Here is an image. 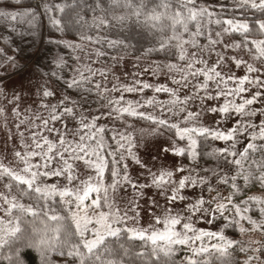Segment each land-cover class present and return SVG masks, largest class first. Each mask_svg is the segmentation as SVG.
Segmentation results:
<instances>
[{"label": "snow or ice", "instance_id": "1", "mask_svg": "<svg viewBox=\"0 0 264 264\" xmlns=\"http://www.w3.org/2000/svg\"><path fill=\"white\" fill-rule=\"evenodd\" d=\"M237 7L256 18L249 21L234 14L221 18L197 0H109L107 8L98 0L95 8L110 19L95 17L93 23L98 21L97 26L109 28L120 25L121 31L126 22L141 28L136 43L148 37L154 41L143 54L164 52L175 61L156 65L153 75L157 70L166 71L175 87L140 80L120 84L116 77L117 83L109 88V70L93 67L100 57L108 55L106 51L85 52L89 59L93 54L96 57L90 63H79L81 57H75L78 66L64 84L76 90L80 99L64 95L56 104L42 103L47 117H26L16 126L19 129L28 124L30 136L18 132L20 144L19 149L13 146L14 160L5 164L6 157H0V262L23 264L21 254L26 249L36 251L40 264H59L53 255L61 257L62 264H211L209 254L213 252L219 254L216 258L220 264H232L233 253H247L249 249L242 241L230 238L226 231L231 229L241 236L249 231L264 232V196L240 199L252 187L264 189V109L253 107L257 102L264 103V0H237ZM116 9L124 11L117 14ZM28 15V23L34 26L35 14ZM50 22L61 32L72 27L71 21L62 23L51 18ZM213 24L219 26L214 34ZM201 37L206 43L200 42ZM79 38L106 45L117 53L127 54L129 48L136 47L130 43L135 39L132 36L93 38L80 32ZM56 43L84 52L80 43ZM238 51L247 52L259 66L237 58ZM123 59L124 55L111 56L113 67ZM232 65L243 68L245 74L237 76ZM64 66V62L56 65ZM52 76L61 79L56 72ZM97 76L101 80L94 82ZM253 88L256 91L246 96ZM148 89L153 92L151 97L144 96ZM93 90L105 101L95 111L84 107L88 103L85 94ZM115 93L119 96L112 95ZM126 93H139L141 99H126ZM159 93L167 94L168 99H158ZM54 94L47 87L42 90L43 99ZM20 100L21 96L14 93L10 101L16 104L12 115L17 118L21 115ZM193 105L196 110H192ZM208 114L217 117L214 127L202 122ZM0 116H5L3 108ZM257 116L259 123L255 122ZM129 119L149 123L150 131L141 129L142 134H172L171 146L163 151L190 163L198 162L201 156V138L223 141L224 147L205 154L217 161V168L201 169L204 175L196 167L184 165L153 171L137 153L133 131L107 127L110 120L124 122L130 129L133 125L127 124ZM230 120L234 123L225 129ZM241 137L247 143L238 151ZM129 161L144 169L146 175L133 177ZM221 161L230 166L229 170L220 167ZM220 186L231 189L227 196L222 195ZM196 188L200 194L195 199L186 195L187 190ZM205 188L216 195L205 199ZM129 189L130 198L119 196ZM157 196L165 203L161 204ZM145 208L153 221L147 227L141 225ZM157 209H162V214L157 215ZM201 223L215 225L216 230L199 227ZM253 243L258 245L251 249L256 255L243 264L253 259L264 264V244ZM180 252L184 255L177 260Z\"/></svg>", "mask_w": 264, "mask_h": 264}, {"label": "rangeland", "instance_id": "2", "mask_svg": "<svg viewBox=\"0 0 264 264\" xmlns=\"http://www.w3.org/2000/svg\"><path fill=\"white\" fill-rule=\"evenodd\" d=\"M32 1L34 5L30 4V0H0V13L8 14L7 16H0V88H3L5 93V95L0 96V108L5 110L6 116V118L5 116H0V157H6V159H4L5 164L14 160L12 155L13 146L15 145L17 149H19L20 139L18 132H24L25 137L30 136V131L26 130L29 127L28 124L20 125L19 129H17L16 126L20 124L21 119H25L27 117L29 120H32L35 119L37 115L47 117L48 113L41 107V104H56L64 95H68L71 99H80V95L76 92V90L67 89L66 85L64 84V80L70 79L74 74L73 69L78 66V62L75 60V57H81L79 63H90L91 60H96L94 54L91 55L90 59L84 55L85 52L94 53L96 48L91 45H86L90 43L81 41L72 42L82 44L84 52L79 50L74 52L72 49L66 48L60 44V47L55 46L54 50H51L50 48V51L43 52L39 55L41 47H36L35 45L38 42V26L41 22L42 29L43 22L39 5L40 0ZM29 13H34L36 16L34 26L28 23L29 19L31 18L30 15H28ZM12 16H15L16 19L13 20ZM215 31L217 30H212L213 34ZM60 40H66V38L57 36L56 34V37L52 38L51 44L58 45L59 43H56V41ZM225 41L230 42L228 37H225ZM200 42L203 44L206 43V40H200ZM67 49L71 50L73 53V55L69 58L73 63L70 73L66 75ZM229 54L232 53L230 52ZM236 55L237 58L243 57L250 63H254L256 66H259V64L252 60L245 51H238ZM9 57H11V59H8ZM137 58L138 57L124 56L123 61H121L119 64H116L115 67H113L114 62L112 60L104 62L99 58V62L93 64V67L109 70L107 79V87L109 88H111L114 83H117L116 77L119 78L120 84H132L134 80H140L152 85L165 84L169 87H175L171 84L169 74L166 71L157 70L156 75H153L152 71L156 65H161L162 67L164 64L170 61L161 62L144 57H139V59ZM58 62H64L65 66L63 68H57L56 65ZM171 62L175 61L171 60ZM232 67L237 76H243L245 74L243 68L236 69L235 65H232ZM145 69H148V71H145ZM53 72H56L57 75L61 77V79L57 80L56 77L52 76ZM97 80H101V78L99 76L95 77L94 82ZM44 87H47L49 90H54L55 94L52 97L43 99L42 90ZM255 91L256 89L253 88L245 95L250 96L252 92ZM14 93H18L21 96V100L19 102V110L21 115L18 118L12 115V108L15 107L16 104L10 103V101L13 99ZM112 95L119 96V93ZM152 95L153 92L150 89L145 90V97H151ZM183 95L184 92H181V96ZM85 96L87 97L88 103L84 105V107L91 108L93 111L98 109L100 104L105 103L104 100L95 95V90H93L91 94L86 93ZM125 96L126 99H141L139 93H126ZM157 98L163 101L167 100L168 96L165 93H159L157 94ZM208 103L214 104L215 102L210 101ZM220 103H223V100H221ZM253 107L257 109H264V103L257 102V104L253 105ZM145 110L151 111V109ZM192 110H196L195 105L192 106ZM156 114H159L158 110ZM216 118L217 117L213 116L212 114H208L202 118V122L206 126L214 127ZM259 120L260 117L257 116L255 118V122L259 123ZM35 123L39 124L40 121L36 120ZM233 123L234 121H228L224 125L225 129L231 127ZM127 124H132L133 127L130 129L126 128V123L121 121H116L115 123L110 120L107 121V127L110 129L115 127L119 130L133 131L138 145L137 153L145 162V164L149 168H152L153 171H158L162 166L164 168L174 170L175 167L184 165L189 168L196 167L197 171L200 172L201 175H204V173L200 171L201 169L217 168V161L210 159L208 156H206L203 161L201 158H199L198 162L190 163L185 158L173 156L171 152H164V148L171 146L172 134L166 131L163 132V134L155 136L148 135L147 133L142 134L140 131L141 129H148L150 131L151 126L148 122L129 119ZM10 135L12 139H9ZM110 135L111 133H109V136ZM28 142L30 143L31 141L29 140ZM208 142L210 143L209 152H211L214 148H222L225 146L223 141H205V143ZM246 143L247 139L245 137H241L237 144V150H242ZM129 164L133 177H144L146 175L144 169H140L138 166L132 165L130 161ZM220 167L227 171L229 170L230 166L224 165L221 161ZM179 175L180 174H177V178H179ZM212 183L215 184L214 178ZM0 190H2V186H0ZM219 190L224 196H227L231 191L226 188V186H220ZM199 194V188H196L194 191L191 189L186 191V195L192 199H195ZM125 195L130 198L132 195L131 189H129L127 193L121 191L119 194L120 197ZM148 195L151 196L152 192L149 191ZM203 195L205 199H208L210 195L215 196L216 192L209 194L205 188ZM249 195L264 196V189L255 188L248 192L246 197ZM156 199L161 204L165 203V201L159 196H157ZM117 202L120 203L121 207H123V201H121L119 197ZM144 203V201H141L142 205ZM177 207H182V205H177ZM162 211V209H157V215L162 214ZM254 218L258 217L254 216ZM151 222L153 221L148 214V210L146 208L143 209L141 212V225L147 227ZM198 226L210 230H216L217 227L215 225H207L203 223L199 224ZM246 227L250 226L246 225ZM235 239L241 240L243 246L249 249L247 253L239 252L238 264H243V262L249 256L256 255L251 251L252 248L258 247L256 243H253L254 241H259L261 244H264V232L249 231L243 236L239 234ZM261 259L264 260V256H262ZM250 264H259V262L253 259Z\"/></svg>", "mask_w": 264, "mask_h": 264}, {"label": "trees", "instance_id": "3", "mask_svg": "<svg viewBox=\"0 0 264 264\" xmlns=\"http://www.w3.org/2000/svg\"><path fill=\"white\" fill-rule=\"evenodd\" d=\"M98 0H40V9H41V17L43 22V27L41 29V22L38 26V42L35 45L36 47H41L39 55L43 52H48L51 50H54L55 46L51 44L52 38L57 36L65 37L68 41H81L79 38V33L83 32L85 35H90L93 38L96 37H108L109 39H115L118 36L120 38H123L124 36H132L135 37V39H132L130 43L133 45H136L135 48H129L127 54L120 52L117 53L116 50L113 49H107L106 45L103 44H86L94 46L96 49L104 50L108 53L107 56L100 57V59L104 62L111 60V56L113 55H124L129 57H144L151 60L161 61V62H167L171 61L172 58L170 56H167L164 52H152L151 54H143V50L147 47H151L154 43L151 37H148L147 40H142L140 44L136 43V40L139 39L137 36V33H141L142 29L137 27L134 23H128L126 22L123 26V31H121L120 25H116L114 27H105L103 25L97 26L98 21L96 24L93 23L95 17H101L104 16L105 19H110V16L106 15L105 13L101 12L99 9H96L95 6L97 4ZM99 2L102 4L103 7L107 8L109 4V0H99ZM198 4H202L204 6L209 7L210 10H213L215 13H217L221 18H231V16L234 14L236 18L238 19H248L249 21H253L256 17L252 15L251 12H246L243 9H240L237 7V0H197ZM30 4L34 5L33 1L30 0ZM59 5L60 7H63L64 11L60 12L58 8L56 7ZM50 9L47 10L46 9ZM95 9V10H94ZM123 9H116L117 14H120L123 12ZM256 16H259V13L256 14ZM80 17H83V19H80ZM51 18H57L61 19L62 23L71 21L72 27L69 29H66L65 31L61 32L58 31L52 24H51ZM79 21V23H77ZM40 27V29H39ZM212 30H219V26L213 24L211 26ZM56 33V34H55ZM42 36V37H41ZM239 39V37H236ZM259 38V37H257ZM41 40V41H40ZM201 41L206 40L205 37L200 38ZM82 42V41H81ZM87 42V41H83ZM89 43V42H87ZM158 47V45H156ZM73 53L71 50L67 49L66 54V62H67V68H66V75L70 73L71 67H72V61L69 59L70 56H72ZM79 94V93H78ZM210 143H205V141L201 138L200 141V148L199 151L201 152V160L203 161L207 155L206 153H209ZM259 154H257L258 158ZM228 188V187H226ZM255 188H260L259 185L256 187H252L250 191H252ZM231 190L230 188H228ZM261 189V188H260ZM250 191H247L243 193L240 197V199H243L246 197V194ZM226 234L230 238H236L238 237L239 233L237 231H233L231 229L226 231ZM184 255L183 252L178 253L176 259L179 260ZM219 254L218 253H210L209 259L211 264H220V261L216 258ZM238 257L239 252L233 253L232 256V264H238ZM21 258L23 260V264H40L39 256L33 249H26L21 254ZM52 259L54 261L59 262V264H62V258L53 255ZM201 260L204 259V257L200 258ZM0 264H4V262H0Z\"/></svg>", "mask_w": 264, "mask_h": 264}]
</instances>
